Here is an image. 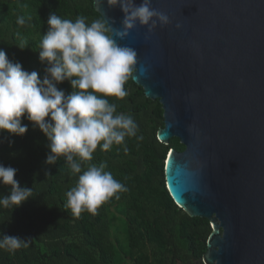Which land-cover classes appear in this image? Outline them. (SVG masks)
Here are the masks:
<instances>
[{"label":"water","instance_id":"water-1","mask_svg":"<svg viewBox=\"0 0 264 264\" xmlns=\"http://www.w3.org/2000/svg\"><path fill=\"white\" fill-rule=\"evenodd\" d=\"M92 3L120 27L119 7ZM151 6L169 24L151 33L137 25L117 43L136 51L132 81L162 107L157 140L184 146L165 158L166 189L210 224L201 264H264V0Z\"/></svg>","mask_w":264,"mask_h":264},{"label":"trees","instance_id":"trees-1","mask_svg":"<svg viewBox=\"0 0 264 264\" xmlns=\"http://www.w3.org/2000/svg\"><path fill=\"white\" fill-rule=\"evenodd\" d=\"M52 14L73 22L83 16L88 24L101 18L92 0H0V50L41 79L45 65L38 59L39 43ZM18 17L25 19L24 26L16 23ZM21 41H27L23 51L17 48ZM57 87L71 92L67 81ZM124 88L128 95L122 100L107 99L117 105V114L132 116L136 136L125 139L127 153L124 145L107 152L98 146L82 172L88 164L106 162L104 171L127 191L103 203L95 215L84 211L77 217L66 207V193L82 172L73 174L63 157L46 165L47 140L30 121L21 117L28 129L22 137L0 133V165L15 168L19 185L32 188L30 199L19 207H0V238L28 239L27 247L14 252L0 249V264H201L210 224L178 209L164 181L169 150L182 152L184 146L177 138L167 145L157 140L163 128L158 100L146 98L132 79ZM8 192V186L0 185V196ZM113 227L122 237L114 235Z\"/></svg>","mask_w":264,"mask_h":264},{"label":"clouds","instance_id":"clouds-1","mask_svg":"<svg viewBox=\"0 0 264 264\" xmlns=\"http://www.w3.org/2000/svg\"><path fill=\"white\" fill-rule=\"evenodd\" d=\"M106 4L119 7V28L104 17L90 24L83 16L74 22L56 14L48 17L47 32L39 43L38 59L45 65L43 79L0 50V133L22 137L28 130L21 122L25 117L47 140L45 164L55 165L63 157L73 174L82 172V165L92 160L98 146L107 152L113 145H124L127 153L125 139L137 133L132 116L117 114V105L107 99L126 97L124 85L135 79L137 70L136 51L117 41L125 39L137 25L146 26L151 33L157 25L164 27L170 22L166 14L152 8L151 0H141L138 5L134 0H106ZM16 23L24 26L25 19L18 17ZM17 48L23 51L27 41H21ZM65 81L71 88L67 95L57 87ZM106 167V162L88 164L76 185L67 191L66 207L75 216L84 211L95 215L103 203L119 199V193L127 191L104 171ZM16 171L0 165V185L9 187L8 194L0 196V207L14 209L32 196V188L21 187L14 178ZM27 242L3 235L0 249L14 252L27 247Z\"/></svg>","mask_w":264,"mask_h":264},{"label":"rangeland","instance_id":"rangeland-1","mask_svg":"<svg viewBox=\"0 0 264 264\" xmlns=\"http://www.w3.org/2000/svg\"><path fill=\"white\" fill-rule=\"evenodd\" d=\"M118 225H119V223L117 222V223L115 224V226L117 227ZM113 232H114V235H115V236H120V237H122V234L119 233V235H118V232L116 231L115 227H113Z\"/></svg>","mask_w":264,"mask_h":264}]
</instances>
